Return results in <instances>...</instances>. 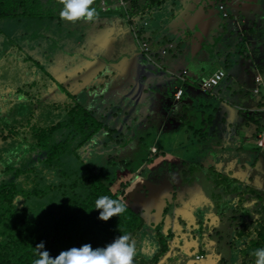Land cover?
Listing matches in <instances>:
<instances>
[{"label":"trees","instance_id":"obj_1","mask_svg":"<svg viewBox=\"0 0 264 264\" xmlns=\"http://www.w3.org/2000/svg\"><path fill=\"white\" fill-rule=\"evenodd\" d=\"M166 1L94 0L92 7L98 16L92 23L101 19L96 25L106 32L97 49L93 42L82 49L83 43L78 41L92 24L61 19L60 0H0V264H34L40 242H44L41 251H49L52 258L85 243L93 248L105 247L119 235H130L135 246L139 243L137 235H143L145 223L137 211L131 208L104 221L99 218L101 209L95 208L101 196L124 200L118 197H123L125 185L116 178L126 163L114 150L130 148L128 137L105 124L108 113L98 115L83 106L67 79L75 70L86 76V68L99 62L96 55L106 61L103 76L116 83V73L108 68L120 69L113 65L112 58L123 56L128 32L145 57L162 66L164 58L181 44L172 42L176 33L161 32L160 18L154 14ZM176 3L175 13L183 8L181 0ZM230 19L234 17H225L220 28L226 29L225 22ZM112 34L121 37L120 42L114 39L108 43ZM143 43H147L146 51ZM33 47L39 48L38 53L32 52ZM65 48L75 57H64L68 68L64 66L58 80L52 65ZM97 72L102 73V67ZM53 83L66 97L61 98L57 89L55 95L46 93ZM94 141L101 145L102 153H107L105 166L95 165V160L85 155L96 145ZM206 209H199L200 216H205ZM157 234L148 236L155 240ZM229 244L233 255L242 259L261 245L243 231L233 232ZM155 253L149 260L154 262ZM145 258L146 254L142 256L136 247L133 264H152Z\"/></svg>","mask_w":264,"mask_h":264},{"label":"rangeland","instance_id":"obj_2","mask_svg":"<svg viewBox=\"0 0 264 264\" xmlns=\"http://www.w3.org/2000/svg\"><path fill=\"white\" fill-rule=\"evenodd\" d=\"M245 1L251 4V8L241 12L245 17L237 21L234 31L236 35H228L229 39L230 37L235 39H232V44L224 50L213 45L216 38H221L219 36L222 34L221 31L219 33L221 28L217 27L222 26L225 16L218 13L223 12L221 5L223 9H227L225 1L181 0L183 8L175 13L176 0H167L162 10L154 12L155 16L160 18V26L158 20L155 21V25L159 26L163 33L164 31L176 33V38L172 42L181 44L164 58L162 66L150 62L141 52L131 32H128L123 56L120 59L117 55L112 58L113 65L120 69L108 68V71L116 73L114 78L116 83L108 81L103 76L106 61L104 57L98 58L96 55L94 56L99 62H94L86 68L85 73H88L86 76L76 73L75 70L67 79V82H71L73 95L78 97L83 106L94 110L98 115L108 113L105 124L120 135L125 133L128 137L130 148L124 147L122 150L120 147L118 151L114 150L126 163L125 170L117 172L116 179L125 185L122 189L123 197L118 198H124L122 202L126 205L127 212L132 208L136 213V203L142 205V198L147 197L152 179L157 180L160 175L163 180H168L169 172L180 171L185 162L196 156L195 153L200 162L212 156L211 149L214 154L218 151H227L226 148H229L228 151L239 148L244 149L245 153L253 151L259 157H264V62L261 58L255 61L259 55L257 44L260 41L255 38L248 39L250 33L244 25L251 24L250 22L263 15L264 0ZM172 2H175L173 6L170 5ZM214 4L216 5L213 6ZM168 5L171 8L164 13ZM197 13L200 18L207 21H201L196 17ZM227 15L230 13L227 12ZM177 16H180L183 23L180 25L185 29L180 30L174 26L173 22ZM100 21L101 19H97L95 24L91 22L92 28L87 27L84 38L78 41V44L83 43L82 49L88 47L86 43L90 45L93 42L96 49L99 46L100 38L106 32L101 26H97ZM192 21L197 24L194 31L190 27ZM153 27L151 24L150 28ZM209 28H212L211 33ZM148 31L147 29L146 33ZM111 36L120 42L121 38L118 39L113 34ZM231 45L235 47L232 49ZM88 49L97 51L93 48ZM142 49L146 51L144 43ZM38 51V47H33V53ZM67 56L72 59L75 57L69 54L67 48L59 51L55 58L56 63L52 65V71L58 80L62 79L64 66L67 67L64 60ZM257 63H260V66L256 65ZM210 66L214 67L212 70L222 66L228 76L214 88L203 89L198 82L193 84L192 78L197 77L198 70L201 74ZM72 67L77 68L76 65ZM100 67L102 73L97 72ZM168 71L173 75L183 74L185 79L183 77L177 79ZM256 73L261 74L263 82L256 83ZM32 74L36 77V73ZM0 79L2 82L3 78ZM185 80L189 82V87L185 86L186 94L181 100H175L174 85H182ZM14 85L17 86L18 83ZM50 87L52 90L47 86L46 93L49 91L50 95H55L54 89H57L61 98L66 97L56 83L50 84ZM128 129L130 130L127 131ZM92 150L95 152L89 153ZM85 155L88 159L95 160L92 162L95 165L105 166L107 153H102L100 144L96 143L90 147ZM220 180L227 191L241 188L238 182L224 178ZM213 202L216 207L220 206L219 199ZM227 234L225 229L224 237H227ZM215 238L216 236H212L211 241L214 242ZM226 239L218 238L220 240L218 247L224 253ZM261 247L264 246H258ZM225 255L228 257L229 253L222 255L216 264L222 261ZM157 260L158 263L161 261Z\"/></svg>","mask_w":264,"mask_h":264},{"label":"flooded vegetation","instance_id":"obj_3","mask_svg":"<svg viewBox=\"0 0 264 264\" xmlns=\"http://www.w3.org/2000/svg\"><path fill=\"white\" fill-rule=\"evenodd\" d=\"M222 1L229 6L228 0ZM226 149L214 154L211 149L212 156L203 162L195 153L197 158L185 162L180 171H170L168 180L158 175L160 180L149 183L142 205L136 203L145 223L136 247L147 260L156 252L154 262L149 260L152 264H216L225 253L228 257L218 264H255L253 255L246 259L233 255L229 240L233 232L243 231L264 246V157L244 149ZM221 178L237 181L241 188L227 191ZM201 207H207L205 216H200ZM151 232L158 233L156 241L148 236ZM212 236H216L214 242ZM218 238H227L225 253L218 247Z\"/></svg>","mask_w":264,"mask_h":264},{"label":"clouds","instance_id":"obj_4","mask_svg":"<svg viewBox=\"0 0 264 264\" xmlns=\"http://www.w3.org/2000/svg\"><path fill=\"white\" fill-rule=\"evenodd\" d=\"M60 3L63 5V8L59 15L61 19L66 21L76 22L83 20L92 22L98 16L96 9L92 7L94 0H60ZM226 10L229 12L228 8ZM220 15L222 16V12H220ZM219 69L225 71V76L218 84L210 88L217 87L228 76L227 71L222 66L208 70L207 75L203 73L198 83L199 86L207 89L202 86V82ZM257 77L259 75H256L255 79ZM256 82L259 83L260 81L256 79ZM180 88L183 89L184 93V88ZM180 88L174 90L173 96L175 100H177L175 94ZM181 98L178 100H181ZM95 208L101 209L99 218L107 221L109 218L125 212L126 205L119 200L111 199L105 195L96 200ZM36 248L39 250V258L34 261V264H133L136 254L135 241L127 234L119 235L105 247L93 248L91 244L85 243L81 247H71L68 250L61 251L55 258L50 256L49 251H41V249H44V242L37 244ZM251 254L256 258L255 264H264V247L255 249Z\"/></svg>","mask_w":264,"mask_h":264},{"label":"crops","instance_id":"obj_5","mask_svg":"<svg viewBox=\"0 0 264 264\" xmlns=\"http://www.w3.org/2000/svg\"><path fill=\"white\" fill-rule=\"evenodd\" d=\"M237 12L238 11H236V13ZM236 17H238V18L230 19L229 22H225V28L226 29L219 30V33H221V32H223V33L219 35V36H221L220 39L216 38V41H215L213 46H218L219 49L224 50V49H226V47L228 45L232 44V42H233L232 39H235V38L230 37V39H229L228 35H230V34L234 35V36L236 35L234 33V31L236 30L235 27L237 26L236 23H237V21L239 19H242V17H244V16L240 15V17H239V15H236ZM243 23H245V22H243ZM250 23L251 24H244L245 28L250 33L248 39L255 38V39L260 41L257 44V53L259 55H258V58L255 61L257 62L261 58V61L264 62V13H263V15L259 16L255 21H252ZM256 25H257V27H256ZM231 47L233 49L235 47V45H231ZM256 65L260 66V63H257ZM212 67L213 66L208 67L207 70L205 71V73L203 72L204 75H207L208 74V70H210ZM244 71H247V69H244ZM168 73H170V72L168 71ZM203 73L200 74V71L198 70L197 77H193L192 78V83L193 84H195L197 82L199 83V80L203 76ZM171 75H173V74H171ZM256 75H259L260 83L263 82V77L261 76V74L256 73ZM173 76H175L177 79H180L181 77H183L185 79V76L183 74L181 76H179L176 73V75H173ZM255 81H256V79H255ZM256 83H255V85H256ZM185 86L189 87V82L186 81V80H185V83H183L182 85H174V90L177 89V88H180V87L184 88V93L182 95V98L186 94Z\"/></svg>","mask_w":264,"mask_h":264},{"label":"water","instance_id":"obj_6","mask_svg":"<svg viewBox=\"0 0 264 264\" xmlns=\"http://www.w3.org/2000/svg\"><path fill=\"white\" fill-rule=\"evenodd\" d=\"M228 3H229V6H228V11H229V13H230V15L232 16V17H234V18H238V17H236V15H239V17H240V15L242 14V15H244L243 13H241V12H244V11H247V10H249L251 7V4H249L248 3V1H245V0H228ZM248 3V4H247ZM216 4H214L213 6H215ZM208 10V9H207ZM207 10H206V12H207ZM218 11V10H217ZM236 11H238L237 13H236ZM213 12L211 11V14H212ZM182 14V13H181ZM179 15V14H178ZM221 16V15H220ZM196 17H198L201 21H203L204 20V18H200V16H198V13L196 14ZM244 17H245V15H244ZM207 20H204V22H206ZM174 26L175 27H178V29H180V30H183V29H185V28H183L182 27V25H183V23L181 22V18H180V16L178 17H176V19L174 20ZM180 24H182V25H180ZM191 26V29L194 31L195 29H196V27H197V24H196V22H194V21H192V24H190ZM199 25H201V23H199ZM218 29L220 28V27H217ZM192 30L190 31V32H192ZM219 30H221V29H219ZM211 31H212V28H209V32L211 33ZM223 33V32H222ZM199 36V35H198Z\"/></svg>","mask_w":264,"mask_h":264},{"label":"built area","instance_id":"obj_7","mask_svg":"<svg viewBox=\"0 0 264 264\" xmlns=\"http://www.w3.org/2000/svg\"><path fill=\"white\" fill-rule=\"evenodd\" d=\"M221 8H222V10H223V12H222V15L223 16H225V17H227L228 15H227V11H226V9H223V6L221 5L220 6ZM145 44V46H146V49L145 50H147V48H148V46H147V43H144ZM144 50V49H143ZM225 76V71L224 70H222V69H219V70H217V71H215L209 78H207V79H205L203 82H202V86L204 87V88H210V87H213L214 85H216V84H218V82L223 78ZM257 79V81H259V77H257L256 78ZM182 94H183V89H178L177 90V92H176V99H180L181 98V96H182ZM260 139H261V137H260Z\"/></svg>","mask_w":264,"mask_h":264}]
</instances>
